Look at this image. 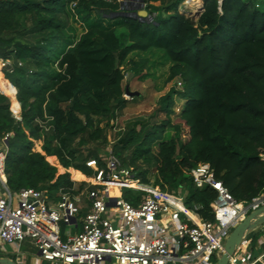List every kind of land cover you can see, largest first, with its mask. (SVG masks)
Segmentation results:
<instances>
[{"label":"trees","instance_id":"1","mask_svg":"<svg viewBox=\"0 0 264 264\" xmlns=\"http://www.w3.org/2000/svg\"><path fill=\"white\" fill-rule=\"evenodd\" d=\"M160 1L153 7L157 12L149 11L151 19L141 20L116 0H0V58L9 60L0 84L13 89L10 95L0 92L11 194L29 187L55 201L59 190L71 195L84 190L85 182L72 181L67 171L57 173L49 162L55 156L86 176L96 173L87 161L104 166L98 148L77 159L70 146L76 138L80 147L99 136L97 127L91 131L93 116L114 118L124 107L123 65L130 54L151 50L172 63L170 75L182 79L185 88L178 93L185 100L174 118L166 95L159 108L163 119L126 122L111 143L119 163L142 183L168 192L182 189L185 205H200L203 220L213 218L209 204L216 191L192 185L189 169L198 163H208L237 200L264 191V0H202L196 20L178 11L182 0ZM72 4L113 23L92 24L68 43L62 39L65 8ZM24 35L35 40L19 37ZM16 106L18 120L12 115ZM34 141L41 142L38 148ZM133 192L124 198L142 194Z\"/></svg>","mask_w":264,"mask_h":264},{"label":"built area","instance_id":"2","mask_svg":"<svg viewBox=\"0 0 264 264\" xmlns=\"http://www.w3.org/2000/svg\"><path fill=\"white\" fill-rule=\"evenodd\" d=\"M116 1L127 7L135 2ZM8 64L9 60L0 58L1 72ZM12 115L19 119V114ZM8 136L0 137V253H13L18 264L26 262L20 252L25 240L32 242L37 260L51 264H213L231 229L264 206V191L249 200H237L214 177L210 165L202 162L189 169L191 183L199 190L208 186L216 191L209 204L213 218L203 220L200 205H185L182 189L168 192L142 183L107 149L104 166L94 169L92 187L85 189L86 210L79 216L80 197L66 190H59L54 203L41 190L8 191L4 174ZM90 162L96 163L89 160L86 165ZM122 189L142 194L130 201ZM60 221L74 229L65 239L59 234ZM240 259L236 249L227 264H237ZM255 262L264 264V251Z\"/></svg>","mask_w":264,"mask_h":264},{"label":"rangeland","instance_id":"3","mask_svg":"<svg viewBox=\"0 0 264 264\" xmlns=\"http://www.w3.org/2000/svg\"><path fill=\"white\" fill-rule=\"evenodd\" d=\"M160 2V0H149L148 3L151 5V7H147L146 5H141L140 0H135L134 3L128 5V9L137 10L139 8H143L148 14L150 10L155 13L157 12L155 8L160 5ZM202 5V0H182L179 3L177 9L179 12L186 14L193 20H196L199 13L203 9ZM65 9L67 11L68 26L63 31L62 39L67 40L68 43H74L80 34L92 24L111 25L113 23L103 17L99 18L95 16L93 12L85 13L81 8L74 7L73 4L70 6L68 5ZM19 37L30 43L35 40L33 37L26 35ZM64 47L65 44L64 46L60 45L58 48L63 49ZM129 61L128 64L123 65V71L125 75L123 79V86H125L124 88H127L129 91L128 93L123 94V98L127 103L122 109L116 112L114 118L107 116L106 114L92 117L93 126L91 131L97 127L100 131V134L93 140L88 139L80 147L75 145L77 138L75 139V141L71 144L70 149L73 148L76 150L75 155L77 159L86 157L91 149L98 148L99 156L103 157V160L105 161L106 150L111 149V143L113 145L118 136L123 132L126 122L144 119L157 122L158 120L164 118V113L159 111V108L166 95H168L172 101L171 109L173 112L171 114V118H174L179 114L185 99H183L178 92L183 90L185 85H183L182 79L178 75H175L174 77L170 75V67L172 63L167 59L165 54L158 50H151L146 53H132L129 55ZM131 67L133 68V72L130 69ZM185 71L186 76L188 77L189 72L188 70ZM1 75L3 76L2 72ZM3 78L5 77L3 76ZM178 82L181 84L179 85ZM11 91H13V89L8 83L4 85L0 84L1 93L5 92L6 94L10 95ZM14 112L18 114V106L12 108V113ZM43 125L46 128H49L47 121H43ZM40 135H44V133L41 132ZM40 144V141H34V148H38ZM124 154L126 155L125 152ZM47 157L48 156H45L46 160ZM49 163L56 167L57 173L67 171L69 173V178L76 183L85 182L87 186L93 182V174L86 176L85 174L79 172L82 176L81 178L78 176V173H76V175L71 174L69 171L70 169H68V167H63L55 156L54 162ZM88 166L93 171L96 167H98L97 163L93 162H90ZM86 186L81 193L76 195L80 197L78 202L80 209H83L87 204L84 193L85 189L87 188ZM121 192L124 196H129L131 193L133 196L134 193L133 191H128L127 189H122ZM58 228L61 239H65L66 233L72 232V227L61 221L58 223ZM5 248L10 249L8 245H5ZM20 252H22L26 258L27 263L25 264H33L34 261L38 264H51L43 260H37V251L32 245V242L29 240H25L21 243ZM0 256H7L15 261V255L13 253H7L6 255L0 253ZM212 263L214 264L213 259Z\"/></svg>","mask_w":264,"mask_h":264},{"label":"water","instance_id":"4","mask_svg":"<svg viewBox=\"0 0 264 264\" xmlns=\"http://www.w3.org/2000/svg\"><path fill=\"white\" fill-rule=\"evenodd\" d=\"M126 14L141 20L151 19V16L143 8H139L137 10H131L129 12H126ZM128 92L129 91L126 88L125 93ZM263 223H264V206L251 212L248 216H246L242 221L237 223L231 229L228 237L224 242L223 251L221 252L220 256L217 258V260L214 262V264H227L229 256H231L234 253V251L237 249L239 244L248 235V233L258 225H261ZM0 264H18V263L7 256H0Z\"/></svg>","mask_w":264,"mask_h":264},{"label":"crops","instance_id":"5","mask_svg":"<svg viewBox=\"0 0 264 264\" xmlns=\"http://www.w3.org/2000/svg\"><path fill=\"white\" fill-rule=\"evenodd\" d=\"M68 169L73 170L74 171L73 174L76 175L75 171L77 170H74L71 167H68ZM78 176L80 178L82 177L81 174H78ZM2 191L3 188L0 186V194L2 193ZM168 199L169 201H171L172 203L178 206L179 203L177 201H174L170 197ZM50 202L54 203V199H50ZM85 210L86 209L84 207L83 209L80 210V212L82 211L83 214ZM73 230L74 229L72 228V232ZM237 251L241 253V259L237 262V264H253L252 262H254L257 259V257L264 251V223L258 225L248 233V235L243 239V241L237 247ZM25 263H27V261ZM256 263L257 262H255L254 264Z\"/></svg>","mask_w":264,"mask_h":264},{"label":"bare ground","instance_id":"6","mask_svg":"<svg viewBox=\"0 0 264 264\" xmlns=\"http://www.w3.org/2000/svg\"><path fill=\"white\" fill-rule=\"evenodd\" d=\"M111 190H112V188H111Z\"/></svg>","mask_w":264,"mask_h":264}]
</instances>
